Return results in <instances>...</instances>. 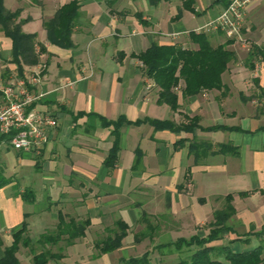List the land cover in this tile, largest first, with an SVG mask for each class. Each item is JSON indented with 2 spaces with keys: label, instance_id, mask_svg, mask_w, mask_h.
Wrapping results in <instances>:
<instances>
[{
  "label": "crops",
  "instance_id": "1",
  "mask_svg": "<svg viewBox=\"0 0 264 264\" xmlns=\"http://www.w3.org/2000/svg\"><path fill=\"white\" fill-rule=\"evenodd\" d=\"M69 1L3 0L6 10L20 11L22 31L34 34L45 50L38 64L22 67L21 76L40 72L36 90L45 96L35 108L50 112L57 125L48 129L39 156L12 149L0 136V173L9 181L0 187V259L14 233L24 227L23 238L35 243L55 230L59 214L90 221L72 247L92 235L102 239L105 229L122 220L129 227L122 247H142L138 256L149 251L158 260L164 249L168 258L173 251L188 255L186 248L155 246L207 235L212 214L223 208L227 195L235 211L227 221L231 232L210 245L233 240L229 247L237 252L259 245L260 237L249 233H264V60L250 61L248 52L252 46L264 52V0L245 7L248 49L220 31L205 32L212 46H225L235 58L221 75V90L183 97L180 81L174 111L158 103L159 88L143 76L136 55L151 44L196 50L189 32L201 30L232 0H79L72 47L65 49L47 40L43 23ZM12 75L19 76L11 63V41L0 31V76ZM119 118L126 122L119 129L117 161L108 168L104 160L114 136L113 126L105 124ZM193 118L196 126L188 131L156 130L149 123L185 125ZM218 125L223 128L209 130ZM193 142L202 146L197 157L189 151ZM222 145L227 148L219 151ZM11 151L14 158L8 157ZM23 159L34 167L32 189L18 188L14 178ZM142 217L157 230L135 242L146 229ZM23 250L28 248L20 246L16 253L19 264Z\"/></svg>",
  "mask_w": 264,
  "mask_h": 264
},
{
  "label": "trees",
  "instance_id": "2",
  "mask_svg": "<svg viewBox=\"0 0 264 264\" xmlns=\"http://www.w3.org/2000/svg\"><path fill=\"white\" fill-rule=\"evenodd\" d=\"M160 1V0H154ZM186 9L194 12L191 5L186 3ZM79 0H70L61 6L52 19L43 23L46 30L47 40L61 48H71V33L74 21L78 16ZM20 11L13 12L5 9L3 0H0V31L11 41V63H14L20 77L24 65L38 64L39 52H44L42 45L36 42L34 34H26L22 31L25 20L19 18ZM189 40L197 46L196 50L184 48L182 46L157 45L151 44L146 50L138 53L136 58L142 64L143 76L151 79L156 87L159 88L158 103L167 104L171 110L178 108V96L175 88L180 81L184 87L181 91L183 97L197 95L202 91L221 90L223 88L221 75L226 71L227 65L234 60V53L227 50L225 46H212L208 35L203 31L189 32ZM36 46L39 47L38 52ZM261 57L264 60V52L257 47H250L248 59L253 61ZM253 67L250 64V69ZM196 119L189 120L187 124L175 125L170 121L151 120L150 124L156 130L169 129L171 131H188L196 126ZM124 118H119L116 122L106 123L105 126H113L112 135L114 136L112 147L108 156L104 160V165L112 168L117 161L119 150V129ZM222 126H213L209 130H219ZM227 129V128H225ZM201 145L193 142L189 146V151L197 157L200 154ZM227 148L222 145L219 151ZM202 151V150H201ZM9 181L2 177L0 173V187ZM232 197L227 195L224 198L223 208L215 210L212 214V221L208 224L209 231L204 237L192 236L189 239H178L177 241L166 244L156 245L155 249L170 248L181 252L184 248L188 250V256L180 259L176 264H264V233L262 231L249 233L255 237H260L261 243L256 247L243 252L233 251L229 245H210L212 242L221 240L224 234L231 232L227 221L234 214ZM146 223V229L135 236V242L143 238L147 233L157 230L148 222L147 217H142ZM90 225L88 219L77 221L72 217L65 218L59 214V222L54 231L43 234L39 239L32 243L29 239L23 238L24 227L13 234L12 244L5 248L0 264H19L16 253L20 246L34 251L32 245H39L41 248L38 253L32 254L33 264H48L49 261H57L63 258L60 253H52L50 246H55L63 242L66 246L73 245L75 240L85 236V230ZM128 225L118 220L111 229H105L107 236L94 242L95 249L99 255L111 253L122 246V240L127 235ZM248 235V234H247ZM249 236V235H248ZM150 252L146 251L138 257L121 258L119 264H152L150 262Z\"/></svg>",
  "mask_w": 264,
  "mask_h": 264
},
{
  "label": "built area",
  "instance_id": "3",
  "mask_svg": "<svg viewBox=\"0 0 264 264\" xmlns=\"http://www.w3.org/2000/svg\"><path fill=\"white\" fill-rule=\"evenodd\" d=\"M249 1L232 0L201 30L220 31L229 40L248 49L244 30L246 28L245 7ZM39 83L40 72L38 71H33L25 77L12 75L4 79L0 76V136L12 149L32 152L36 156L42 153L48 140V129L57 125L55 117L50 112L35 108V105L45 96L44 92L36 90Z\"/></svg>",
  "mask_w": 264,
  "mask_h": 264
},
{
  "label": "rangeland",
  "instance_id": "4",
  "mask_svg": "<svg viewBox=\"0 0 264 264\" xmlns=\"http://www.w3.org/2000/svg\"><path fill=\"white\" fill-rule=\"evenodd\" d=\"M24 154H22L23 156ZM8 157L10 158H14V152H10L8 154ZM17 162L20 161L19 159H16ZM23 164H22V169L18 170L16 172V174H14V178L16 180V184L18 188H34V184L35 182L33 181L35 177L34 174V167L32 164L26 163V161H24L23 159ZM36 181V180H35ZM31 182H33V185H31ZM33 186V187H32ZM39 230V229H37ZM50 229H45L44 233L49 232ZM104 234V233H102ZM100 234H98L97 236H90L85 240H82L80 243H78L77 245H75L74 247H72V245L70 246H66L64 243H59L55 246H50L47 249H50V251L52 253H60L63 255V258H61L60 260L57 261H49V264H119V259L120 258H127L129 256H138V254L141 252L142 247L138 248V250L131 246L130 244H126L124 245L119 251H117L116 253L112 254H107L105 257H103L102 259L100 258L102 255H99V252L95 249L94 247V243L96 240H98V237ZM36 233L33 232L31 235V238L34 240L36 239ZM151 247V246H150ZM33 248V252L34 253H38L40 251V247L39 245H32ZM149 248V245H148ZM169 250L164 249L162 252L163 256L166 257L167 256V252ZM172 251V250H171ZM30 250H23V252L21 253V261L22 264H33L32 263V254ZM31 253V254H30ZM162 258L155 260L154 257L150 258V262L152 264H164L163 262H165L164 260L169 261V259L173 262H177L179 261V259H183L186 258L188 255L185 254L184 252L178 254L175 253L174 251L172 252L171 258H168L169 256H167L166 259ZM31 258V259H30ZM173 259V260H172ZM166 261V264H169V262Z\"/></svg>",
  "mask_w": 264,
  "mask_h": 264
}]
</instances>
